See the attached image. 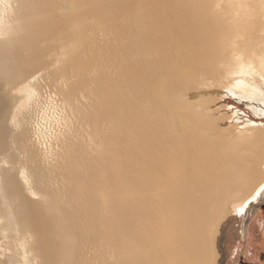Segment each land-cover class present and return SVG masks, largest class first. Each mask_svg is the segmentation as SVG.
Returning a JSON list of instances; mask_svg holds the SVG:
<instances>
[{
  "label": "bare ground",
  "instance_id": "1",
  "mask_svg": "<svg viewBox=\"0 0 264 264\" xmlns=\"http://www.w3.org/2000/svg\"><path fill=\"white\" fill-rule=\"evenodd\" d=\"M86 1L90 6L78 3L79 12L72 11L75 7L71 2L72 8L64 5L60 9L62 26L71 16L77 18L70 20L71 29L67 25L61 34L74 35L75 39L81 34L79 50L60 46L58 55L64 53L65 57L56 62L57 53L52 50L51 60L48 54L50 66L42 57L40 39L45 34L36 33L31 26L30 17L39 15L36 3L33 8V2L24 5L23 0H0V229L5 238L0 241L1 256L5 264H75L78 253L70 241L76 238L68 233L67 212L53 190L56 175L44 164V158L40 159L35 146L29 106L34 98L40 99L41 83L52 90L54 85L60 87L59 76L63 75L62 81H77L73 70L79 66L88 68L94 125L90 134L104 129L102 120H97V108L109 120L104 129L109 140L104 147L114 223L121 234L114 262L212 264L209 250L216 238V223L231 213L243 217L251 201L264 194V126L248 122L220 133L221 116L208 110L224 87L259 115L264 114V86L251 75L254 71L246 74L253 67V55L264 62V0H198L195 7L194 0ZM241 24L249 38L236 41ZM43 64V74L36 76L39 82H30L29 76ZM121 79L124 83L127 80L123 91L115 86ZM28 192L34 222L37 220L32 226L23 209ZM124 243L130 245L126 248ZM109 261L113 263L111 258Z\"/></svg>",
  "mask_w": 264,
  "mask_h": 264
},
{
  "label": "rangeland",
  "instance_id": "2",
  "mask_svg": "<svg viewBox=\"0 0 264 264\" xmlns=\"http://www.w3.org/2000/svg\"><path fill=\"white\" fill-rule=\"evenodd\" d=\"M23 1L25 2L24 5H30V3L33 2V4H31L32 7L36 3L35 7H37L39 9V10H37V13L39 14L38 17H36V18L30 17V20L32 21L31 26L33 27L34 31H36V33L40 32L42 34H45L40 39L41 43H42V50H43L42 57L43 58L45 57L47 62L49 61L48 63L50 66L52 64L51 63L52 61H50L52 59V54H51L52 50L54 52L56 51V53H57V55L54 57V59H55L54 62H56V59L59 57H60L61 61L65 57L64 53L61 56L58 55V52L60 51L59 48H61L60 46H62V45L64 46V48H65V46H66V48L68 46L69 48H67V50L68 49L70 50V48H71V51L79 50V47L77 44L80 43L79 40H80L81 34L77 35L78 37L76 36V39H75L74 35L71 36V34H69V35L68 34L67 35L61 34V31L65 28V26L66 27L70 26V29H71L70 20H71V22L72 21L74 22L75 20H77V18H76V16H71L69 18V22H67L68 24L66 23L65 25L62 26V22L60 21V18H61L60 9L62 7L65 8L64 5L68 6L69 8L70 7L72 8V6L70 5V2H71L72 5H74V7H75V9L72 11H76L79 8L78 3L83 4L85 7H86V4H88V6H90L88 1H86V0H79V2H77V0H71V1L70 0H68V1L67 0H64V1L63 0H53V1L51 0V2H50V0H23ZM41 1H42V3H41ZM44 1L46 3H43ZM56 1H58V3ZM74 2H76L77 5H75L76 3H74ZM42 4L43 5L47 4V5L43 6ZM51 4H53V5H51ZM55 4H57L58 6L57 5L55 6ZM59 4H60V6H59ZM196 5H199L198 0H194V7ZM43 8H45V9H43ZM49 8H50V10H49ZM46 10L47 11L49 10V11L45 12ZM76 12H79V11H76ZM79 16H83V14H80ZM94 16L95 15H93V17ZM47 20H49L48 23H47ZM240 26H239L240 29H238V32L236 33V35H237L236 41H239L240 39H241V41H243L244 40L243 38H245V39L249 38L247 33H245V31H244L245 28L242 27V24ZM52 29H54V30H52ZM55 29H57V31ZM60 35H61V37H60ZM238 36H239V39H238ZM43 37H44V39H43ZM61 38H64V39H61ZM49 39H51V40H49ZM63 40L68 45H65L64 44L65 42ZM46 50H47V52H46ZM48 51H50V53ZM263 52L264 51H262V53ZM48 54L49 55L51 54L50 60L48 58L49 57ZM263 55H264V53H263ZM240 59H241V56H240ZM263 59H264V57L261 56V61H263ZM249 61H248V59H246L247 63ZM251 61L253 63L252 66L254 67V65H255V67L254 68L252 67L251 69H249L246 72V74L248 75V73H249V75H250L251 72L254 71V73L252 72L253 74H251V75H254L253 77H255V79L257 81L259 80L258 82H260V84L264 86V79H263L264 78V71H263L264 62L261 63L260 60H258V58H256L254 55H253V57H251ZM43 62H44V60H43ZM44 65L45 64L39 65V67L37 69H35L36 73L33 72L30 75L31 78L29 76L28 79L30 82H34V83L39 82V79L37 80V77L39 75L41 76V74H43L42 69H43ZM53 67H54V65H53ZM75 69L73 70V73L75 75V72H76L75 77H77V79H75V80H77V81H74V82L71 80H67V81L63 80L62 81L61 78H63V75L59 76V78H60L59 83H60L61 88L56 87V85H54L55 89L53 87V89L50 90V88H48L44 84L45 82L41 83L40 91L42 93H41L40 99L37 101L34 98V102L31 103L32 105L30 104V106H29L30 111H31L30 122L32 124V136H33L34 141H35V146L38 148L40 159L44 158V164H47L48 166H50L49 167L50 171L52 172V174L55 173V175H56L55 184H53V190H54L55 195L57 196L56 199H57L58 203L61 204V207L63 206L62 207L63 211L67 212L66 216L70 221V223L68 224L69 225L68 233L71 234L70 235L71 237L73 235H75V238L77 239V240L75 239V240L70 241L71 245H73L71 247L72 250H74L76 253H78V254H75L74 263L77 264V261H80V264H119V263H115V262L117 261V257H118L117 251H119V249H120L119 245L121 243V234L120 233L118 234V231H117L118 229H117V227H115L116 225L114 223L115 220H114L113 211H112V210H114V206L112 204L113 196L111 195L112 190H111V177H110V171H109V159L105 156L106 147H104L107 144L106 143L107 140H109V137L107 136L108 134H107L106 130H104L105 128H108L107 123L109 120L107 121V119H105V117H104V114H102L103 112L99 108H97L96 109L97 120H100V121L102 120L100 122V125H102L101 128H104V129H103L102 133L96 132L94 130L93 131L94 136L91 135L94 125H93L92 120H91V112H90L91 106H90V101H89L90 95H88L90 93L89 88H88L89 87L88 86L89 85L88 68L80 69V67L78 66ZM245 70H247V69L245 68ZM85 73H87V76H85ZM260 73H262V74H260ZM258 74H260V75L258 76ZM32 78H34V80ZM77 82H78V84H77ZM71 84H73V85H71ZM126 85H127V80L124 83V81L122 82V79H121L120 81L118 80V82H116L115 86L118 87V90L123 91L125 89ZM242 85H243V83H242ZM78 87H80V89ZM195 87L197 88L196 84H195ZM198 87H199V85H198ZM205 87H207V86H205ZM85 89L89 92L83 91ZM221 89H222L223 93L221 94L220 97L213 98L214 100H212V103H210L212 106L208 109L209 111H211V114L213 116H218V115H219V117L221 116L220 118H218V122L220 123V125H218V127H219L218 129L220 130V133H224V131H226L227 128L229 130L239 129L238 127H242L244 124H246L248 122L254 124L255 126L256 125H260L261 127L264 126V114L260 113V115H259L256 110L255 111L252 110L251 107H249V105L246 103V101L241 100V98H238L237 95L233 94L234 93L233 90L228 89V91H227V89H225L224 87H221ZM211 90H212V88L210 89V92L212 94L213 90L212 91ZM86 92H87V94H86ZM49 94L52 96H50ZM85 96H86V99L84 98ZM195 96H196V93H194V98H195ZM68 98H70V99H68ZM76 100L78 102H76ZM63 101H66L68 104L66 102H63ZM119 102H120V99L118 98V103ZM64 103H66V104H64ZM63 107H65V109ZM71 107H74V108L71 109ZM62 108H63V113L61 112ZM64 112H66L67 114L66 113L64 114ZM237 113H238V115H237ZM44 115H45V117H44ZM71 115H73V116H71ZM69 116H70V119H68ZM101 116H103L104 118L98 119V118H101ZM84 120H85V122L83 123ZM59 121H61V122L63 121V122L58 123ZM63 123H65V125ZM84 124H86L88 126H86ZM51 126H52V128H51ZM45 127L46 128L48 127V128L46 129ZM49 128H51V129H49ZM67 130H68V132H67ZM56 132H57V134H56ZM41 133H43V134L41 135ZM58 133L60 134L59 136H58ZM53 134L54 135L56 134V135L53 136ZM80 134H82V135H80ZM105 134H106V136H105ZM43 135H44V137L42 138ZM52 136H53V139H51ZM89 136L91 137V139L89 138ZM84 138H86L85 141H83ZM77 139L79 141H76ZM89 139L91 140V143H89L90 142ZM60 142H61V144H60ZM92 142L94 144H92ZM75 143H78V144H76L77 146H75ZM96 144L99 146H97ZM83 145H84V148L86 150L84 148H81V147H83ZM66 146H67V148H66ZM87 147H88V149H87ZM58 148L60 149V151L58 150ZM73 150H74V152H73ZM77 150H79V151H77ZM62 151L63 152L66 151V152L63 153ZM96 151H97V153H96ZM55 152H57L56 153L57 156H56ZM77 152L78 153L83 152L85 154V156H84V154H81V153L79 155ZM101 152H102V154H101ZM44 153H46V155ZM74 153H76V154H74ZM64 154L65 155L67 154L66 155L67 157ZM53 155H55L56 157ZM93 155L95 157H93ZM68 156L70 158H68ZM71 157H73V158H71ZM55 158H57V160ZM63 158L65 159V161ZM84 158H85V160H84ZM58 160H60L61 162L59 161L60 163H58ZM72 160H73V162H72ZM83 162H85L84 164H86L87 168L83 164ZM72 163H73V165H71ZM75 163H76L77 168L74 165ZM80 165H81V167H80ZM67 166H69V168ZM80 168H81V170H80ZM67 169H69V170H67ZM63 170H65V171H63ZM78 171H79V173H75ZM62 173H63V175H61ZM70 174H71V176H68ZM71 177H73V178H71ZM89 177H91V178H89ZM73 179L76 183L73 181ZM85 179H86V181L89 179L88 180L89 182H84ZM64 180L67 182H65ZM92 180H94V181H92ZM60 181H62V183H60ZM79 182L82 184V186H80L81 184ZM84 183H85V187H84ZM64 184H66V185H64ZM78 186L81 188H79ZM70 187H71V189H70ZM77 188H79L80 191H78L79 189H77ZM29 191L31 193L30 189H29ZM30 193L29 192L27 193L28 196L26 199V203L23 204V209L26 213L25 216H27L28 221H29V223H31V226H32V223H37V220L34 222V210H33L34 208H33V203H32V195ZM260 194H262V193H259L257 198L255 200L251 201L252 205L248 208L247 212L245 211L246 213L244 212V214L242 215L243 217L239 216L238 214L236 215L234 213H231V214L227 215L228 217H225L224 219L222 218L219 222L216 223V225H217L216 226L217 230L215 233L216 238L214 240V244L211 243V246L212 245L213 246L209 250V255H211L213 258L212 264H214V263L215 264H264V194L261 197H260ZM86 196H87V198H86ZM104 197H105V199H104ZM227 201H229V199ZM105 211H106V213H105ZM110 214H111V216H108ZM68 215H70V217ZM91 215L93 218L91 217ZM98 216H99V218H96V219L94 218V217H98ZM105 216H108L109 220H108V218L105 219ZM82 218L88 220L90 223L88 221H85ZM90 219H93V220H90ZM98 219L102 220V221L98 222L99 221ZM96 220H97V222H96ZM106 220L108 221V226L106 225V227H105L104 225L107 224ZM111 220H112V222H111ZM92 221H93L94 225L92 224ZM24 223H25V220H24ZM98 223L101 225H99ZM74 225H76V226H74ZM102 225L105 228H107L109 230V232H107L108 230L106 229L107 230L106 231ZM111 225H113L112 226L113 229L111 228ZM96 226H98V227H96ZM35 227H36V224H35ZM72 228H74V229H72ZM80 228H82V229H80ZM86 229H87V232H84V231H86ZM132 229H134V228H132ZM77 230H79L80 233ZM98 230H100V231H98ZM0 231H1V229H0ZM102 231H104V232H102ZM111 231L112 232L116 231V232H114V234H113ZM43 232H45V231H43ZM1 233H2V231H1ZM1 233H0V241L5 239L3 236V233H2V235H1ZM84 233H86L85 234L86 237L84 236ZM104 233H105V236H104ZM97 235L99 236L98 238H96ZM72 238H74V237H72ZM87 239H89V240H87ZM86 240H87V242L89 241L88 243H90V244L86 243ZM114 240L115 241L118 240V241L115 242ZM110 242H113L114 244L115 243L116 244L114 245L113 243H110ZM109 243L111 245H109ZM83 244H85L84 248L82 246ZM124 244H126V243H124ZM113 245L115 247H113ZM129 245L130 244L127 243L126 248ZM81 247L84 250H82ZM87 247H88V249H86ZM92 247H93V249H92ZM121 247H122V245H121ZM110 248H111V250H110ZM212 248H215L213 250L214 252L212 251ZM112 249H113V251H112ZM90 250H92V251H90ZM104 250H105V252L103 253ZM107 251H109L110 254ZM212 252H213V255H212ZM65 253L67 254L66 251H65ZM68 254H69V252H68ZM80 254H82V255L86 254V255H84L85 257L82 258V255H80ZM106 255H108V257ZM109 255L112 256L113 258L110 257ZM97 256H98V258H97ZM0 257H1L0 258V264H5V261L3 260L1 253H0ZM110 258L113 260V263L111 261H109ZM82 260L84 262H82ZM127 263L129 264V260L127 261Z\"/></svg>",
  "mask_w": 264,
  "mask_h": 264
}]
</instances>
